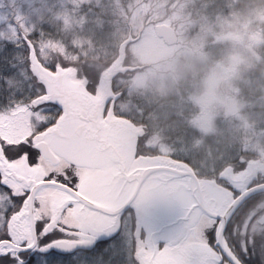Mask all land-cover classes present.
<instances>
[{"label": "snow or ice", "instance_id": "obj_1", "mask_svg": "<svg viewBox=\"0 0 264 264\" xmlns=\"http://www.w3.org/2000/svg\"><path fill=\"white\" fill-rule=\"evenodd\" d=\"M12 27L0 42V264H264L239 187L198 185L134 139L94 85L47 63L37 33Z\"/></svg>", "mask_w": 264, "mask_h": 264}, {"label": "trees", "instance_id": "obj_2", "mask_svg": "<svg viewBox=\"0 0 264 264\" xmlns=\"http://www.w3.org/2000/svg\"><path fill=\"white\" fill-rule=\"evenodd\" d=\"M261 3L262 0H0V14L4 18L0 22V42L12 40L10 37L16 36V29L12 27L15 25L26 36L32 33L38 34V40L34 42L38 43L40 49L44 46L48 49L50 56L47 58V63L59 61L62 66L69 63L86 64L87 68L95 66L98 71L116 56L117 46L126 37L127 31H131L133 35L142 33V29L133 24L135 20H141L145 24L158 21L168 23L179 34L177 37L189 33L190 46H192V39L197 37L198 32L200 34L209 31L225 32L226 30L221 28L224 23L230 30L240 28L245 14L254 7H259ZM132 7H138L139 11L143 8L144 11L140 16H136ZM192 17L197 19L190 25L189 18ZM1 31H4V34H1ZM204 39L209 41L212 38H203L202 41H205ZM207 48L206 44L203 46V52L200 53L205 54ZM127 49L128 45L124 64L140 66V68L122 73L123 75L136 74L148 66L147 63L132 64ZM205 55L206 61L209 62V56ZM69 56H72L75 62H67ZM182 58L186 60L184 53H176L168 59L174 60L170 69V75L173 74L174 80L165 81L164 94L156 93L155 97H151L142 93L139 99H135L140 109L139 114L120 115L125 118L130 117L131 121L145 126L144 137H148L152 130H157L162 144L172 150L180 143L181 131L192 129L191 119L197 113V110L189 105L191 102L185 99L189 94L196 92L194 87L196 81L190 76L189 70L182 68V63L184 64ZM186 62L188 63L187 60ZM197 65L200 69L201 65ZM181 74L185 75L183 79H180ZM127 89L128 87L124 85L121 98H132L127 96ZM233 93L241 98L248 96V91ZM220 120L216 121L218 126L216 131H213L215 135L194 132L196 134L194 139L198 140L199 160L203 155L212 160L211 154L214 161L216 157H221L222 160L227 154L224 153L227 144H233V142L225 143L220 138V132L223 136L226 134L223 121L220 123ZM236 136L240 138L241 133L234 131L229 133L226 141H234ZM209 148L210 150L207 151ZM234 151V148L227 147V152ZM186 160L193 164L190 157ZM232 161L233 157H230L225 164ZM222 163H213L209 167L211 174L208 172L205 175H213L225 165Z\"/></svg>", "mask_w": 264, "mask_h": 264}, {"label": "rangeland", "instance_id": "obj_3", "mask_svg": "<svg viewBox=\"0 0 264 264\" xmlns=\"http://www.w3.org/2000/svg\"><path fill=\"white\" fill-rule=\"evenodd\" d=\"M130 7L128 6V8ZM132 10L136 12V16H140L144 11L143 8L139 11L138 7H132ZM132 16L134 17V13ZM196 19V17L189 18L190 25ZM3 20L4 18L0 14V22ZM133 24L135 27L142 29V33L138 40L128 45L127 50L129 52L127 53L130 55V62L132 64L147 63L148 66L142 68L143 70L136 72V74L115 77L114 86L120 89L126 85L128 87L127 96L132 97H123L118 101L117 114H139L140 109L135 99H139L142 93L149 94L151 97H155L156 93L158 95L164 94L165 81L174 80L173 74L170 75L171 63L174 60L168 59L173 54L184 53L188 63L185 58H182L181 61L184 62L182 68H185L186 71L189 70L190 76L196 81L194 84L196 92L185 98L191 102L189 104L191 108L197 110L196 115L191 119L192 128L196 129V132L215 135L213 131H216L218 126L216 121L221 119L220 123L223 121L222 125L226 130V134L223 136L220 132V138L225 143L233 142V144H227L224 152L227 154L224 159L221 160V157H216V161H214L212 154V160L207 159L206 155H203L202 159L199 160L198 140L194 139L196 136L194 132L185 133L181 131V137H185L189 145L182 146V144H178L172 150L167 145L162 144L159 132L154 129L148 137L141 140L145 145L154 150L156 154L165 153L183 158L190 157L193 167L199 173L206 174L213 163L223 162V165L230 157H236L243 148L245 138L252 142L251 129H258V131H255V139L260 132L264 133V0H262L259 7H254L245 14L240 28L230 30L224 23L221 28L226 30L225 32L212 33L209 31L201 32V34L198 32V35L194 34L197 37L192 39V46H190L189 33L177 37L176 42L173 44H166L156 34L154 26L169 25L168 23L158 21L145 24L141 20H135ZM142 26L143 28H141ZM1 34H4V31H1ZM177 35L179 34L176 33ZM208 37L212 39L202 41L203 38L207 39ZM10 38L15 39L14 36ZM206 44L208 48L204 53L209 56V62L206 61V55L200 53L203 52V46ZM41 55L47 62L50 53L46 46L41 47ZM67 62L75 61L72 56H69ZM196 63L201 65L200 69ZM82 75L85 76L84 71L77 73L78 78ZM183 75L181 74L180 79H183ZM241 91H248V96L241 98L233 93L240 94ZM260 119H263V124L255 122L254 126H251L248 123L249 120L259 121ZM233 131L241 133V137L236 136L234 141H226L227 135ZM227 147L228 149L234 148L235 151L229 153ZM209 150L210 148L207 149V151ZM209 173L211 174V172Z\"/></svg>", "mask_w": 264, "mask_h": 264}, {"label": "water", "instance_id": "obj_4", "mask_svg": "<svg viewBox=\"0 0 264 264\" xmlns=\"http://www.w3.org/2000/svg\"><path fill=\"white\" fill-rule=\"evenodd\" d=\"M154 30L156 32V34L161 37V39L166 43V44H173L176 42L177 36L176 33L174 31V29L166 24H160V25H155L154 26ZM127 35L126 37L119 42L118 46H117V53L116 56L109 62L107 63L104 67L101 68V70L99 71L98 74V78H97V85L96 86V90L94 93V100H96L98 103L103 104L104 102H106L109 98H111L113 96L114 99H117L121 94L120 92L114 94L112 92V80L113 78L119 74V73H126V72H131L137 68H140V66H132V65H126V63L124 64V60H125V56H126V47L127 45H129L131 42H135L136 40H138L140 38L141 33L138 32L136 34H132L131 31H127ZM55 64H57L58 66H62V64L59 61H55ZM80 65H75V64H66L63 65V68H66L67 71L71 74V76L74 78L73 79V83L79 87L80 89L84 88V86L87 84V77H85L84 75H82L80 78L77 77V73L80 70ZM64 73L61 72V75H63ZM112 105V102L110 103V106ZM112 107V106H111ZM118 117H122V116H118ZM123 119L121 120V123L123 124V126L129 130L132 133V136L134 139H139V136L142 137L145 135L146 133V128L145 126L141 125V124H136L133 123L132 121H130L129 119L122 117ZM161 155V154H158ZM164 157H170V156H166V155H161ZM175 160V159H174ZM176 161H180V160H176ZM183 162V161H181ZM251 164L247 165V168L250 166ZM184 170H186L188 173L191 174L192 178L196 181V183L200 186H205V187H210L212 189H214V187H216L215 181L212 179H208V178H202L199 179L196 174L194 173V170L192 169L191 166H189L186 162L182 163L181 165ZM245 169L243 171L234 173L232 166L231 165H225L218 173V177L223 176L227 179V181H229L231 184L233 185H237L239 182H241L243 180V178L245 176L248 175V169ZM264 188V186L259 187L257 190H260ZM253 192V191H252ZM248 193H244V191H242V196L241 199H243V197H246ZM238 201L233 200L232 204H237ZM159 206H163L166 207L168 210H170V214H165L163 217L165 219V223H164V228L166 230H171V225H176V220H178L177 216H178V211L172 209L169 205L167 204H158Z\"/></svg>", "mask_w": 264, "mask_h": 264}, {"label": "flooded vegetation", "instance_id": "obj_5", "mask_svg": "<svg viewBox=\"0 0 264 264\" xmlns=\"http://www.w3.org/2000/svg\"><path fill=\"white\" fill-rule=\"evenodd\" d=\"M85 72H86V70H85ZM85 76H87V74ZM87 78H88V81H87L86 85H88V84L94 85V89H92L91 91H93L95 93V90H96L95 85H97V75H96L95 80H93L89 76H87ZM112 91L114 94L117 93L118 91L121 94L123 93L121 88L119 89L118 87L114 86V81H112ZM121 96L118 97L117 99H114L112 96L111 98H109V100L106 101V102H109V104L112 102L111 106H113L116 114H117V111H116L117 103L120 100ZM251 111H256V110H251ZM117 116H118V114H117ZM262 121H263V119H260L259 121H257V120L256 121H254V120L250 121L249 120L248 123L251 124V126H254L255 122H257L258 124H263ZM182 131H184L185 133L186 132H190V133L192 132L193 133V132H196V129L192 128V129H185ZM255 131H258V129H254V130L251 129V134H252L251 139L253 141L251 142V141H249V139L245 138L243 148L241 149V151L239 152V154L236 157H233V161L231 163H229V165L232 166L233 172L237 173V172L245 170L247 168V165L251 164L247 168L248 169V171H247L248 175L245 176L243 178V180L236 185L242 191H244V193L250 192L246 196V197H248V199L244 200V202L240 205L239 210L241 212L247 213L249 219H251L253 216L256 217L255 221L252 224V229L254 231H261V230H264V188H262L260 190H257V189L259 187L264 186V133L260 132L259 136H256V139H255L254 138L255 133H256ZM188 143L189 142H187L186 138L182 137L179 144L180 145L182 144V146H188L189 145ZM250 146H251V148H249ZM195 153H194V155H195ZM165 155H168L173 159L186 162L189 166L192 167V169L194 170V173L196 174V176L199 179L208 178V179H212L215 181L216 187H214V189L204 186L205 188H209L218 194L227 193V188L225 186L221 185L220 183H218L217 181H218L219 171L225 165H228V164L223 165L213 175H208V174L205 175V174L199 173L193 167L192 164L190 165L188 163V161L186 160V158L171 155V154H165ZM189 155H190V153H189ZM228 183H230V182L228 181ZM252 193H256V195L253 196V195H251ZM154 210H155L157 215L162 216V217L165 214L171 213L170 210H168L166 207L159 206V205H157ZM177 218H178V220H176V225L172 224L171 230L179 227V224H180L179 213H178Z\"/></svg>", "mask_w": 264, "mask_h": 264}]
</instances>
